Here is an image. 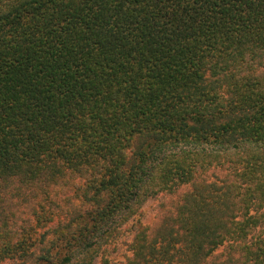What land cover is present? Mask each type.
Returning a JSON list of instances; mask_svg holds the SVG:
<instances>
[{
	"label": "trees",
	"instance_id": "1",
	"mask_svg": "<svg viewBox=\"0 0 264 264\" xmlns=\"http://www.w3.org/2000/svg\"><path fill=\"white\" fill-rule=\"evenodd\" d=\"M130 222L101 264H264V0H0V264Z\"/></svg>",
	"mask_w": 264,
	"mask_h": 264
},
{
	"label": "rangeland",
	"instance_id": "2",
	"mask_svg": "<svg viewBox=\"0 0 264 264\" xmlns=\"http://www.w3.org/2000/svg\"><path fill=\"white\" fill-rule=\"evenodd\" d=\"M157 199H151L141 209L139 216L135 220H141L143 223L151 224L157 214ZM134 220V221H135ZM132 222L126 224L123 228L122 235L106 248L105 253L100 256L93 264H101L102 257L105 256L112 262H120L126 257L132 255L130 244L132 242L133 233L131 230Z\"/></svg>",
	"mask_w": 264,
	"mask_h": 264
}]
</instances>
